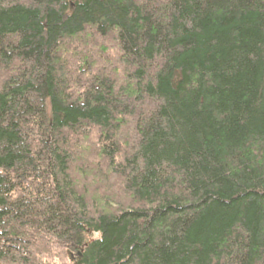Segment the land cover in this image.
<instances>
[{
  "label": "trees",
  "instance_id": "1",
  "mask_svg": "<svg viewBox=\"0 0 264 264\" xmlns=\"http://www.w3.org/2000/svg\"><path fill=\"white\" fill-rule=\"evenodd\" d=\"M0 264H264V0H0Z\"/></svg>",
  "mask_w": 264,
  "mask_h": 264
}]
</instances>
